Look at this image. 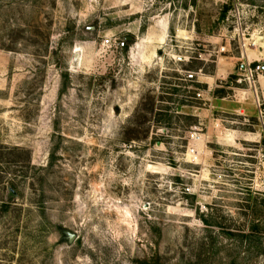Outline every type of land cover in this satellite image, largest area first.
<instances>
[{"label":"rangeland","instance_id":"rangeland-1","mask_svg":"<svg viewBox=\"0 0 264 264\" xmlns=\"http://www.w3.org/2000/svg\"><path fill=\"white\" fill-rule=\"evenodd\" d=\"M247 62L264 0H0V264H264Z\"/></svg>","mask_w":264,"mask_h":264},{"label":"built area","instance_id":"built-area-1","mask_svg":"<svg viewBox=\"0 0 264 264\" xmlns=\"http://www.w3.org/2000/svg\"><path fill=\"white\" fill-rule=\"evenodd\" d=\"M123 45H124V41H116L115 43L116 47H122ZM240 69L242 70L246 80H254V77L259 75V73L264 69V67H262L259 63L254 65L247 62L245 64H242ZM187 77L192 78L193 73H187ZM188 136L189 139L192 141L199 139L194 132L190 133ZM261 185L264 187V174L262 175L261 178Z\"/></svg>","mask_w":264,"mask_h":264},{"label":"water","instance_id":"water-1","mask_svg":"<svg viewBox=\"0 0 264 264\" xmlns=\"http://www.w3.org/2000/svg\"><path fill=\"white\" fill-rule=\"evenodd\" d=\"M66 234L69 241H72L75 238V235L73 233L67 232Z\"/></svg>","mask_w":264,"mask_h":264},{"label":"trees","instance_id":"trees-1","mask_svg":"<svg viewBox=\"0 0 264 264\" xmlns=\"http://www.w3.org/2000/svg\"><path fill=\"white\" fill-rule=\"evenodd\" d=\"M65 84H63V86H64Z\"/></svg>","mask_w":264,"mask_h":264}]
</instances>
